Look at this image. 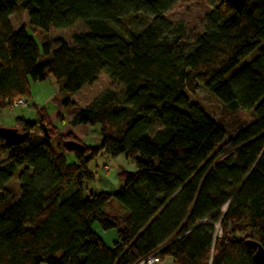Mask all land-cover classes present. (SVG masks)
I'll return each mask as SVG.
<instances>
[{
    "label": "trees",
    "instance_id": "trees-1",
    "mask_svg": "<svg viewBox=\"0 0 264 264\" xmlns=\"http://www.w3.org/2000/svg\"><path fill=\"white\" fill-rule=\"evenodd\" d=\"M177 1L0 0V110L29 99L31 82L75 94L103 73L122 85L68 123L97 127L98 146L36 107V122H14L18 145L0 139V264H255L245 242L264 249V0L241 13L220 0L192 39L165 19ZM15 9L41 40L76 22L86 32L40 43L38 64L36 40L10 22ZM199 87L219 120L189 98ZM103 154L135 171L118 174L116 193L85 196ZM96 228L114 233L111 246Z\"/></svg>",
    "mask_w": 264,
    "mask_h": 264
},
{
    "label": "rangeland",
    "instance_id": "rangeland-1",
    "mask_svg": "<svg viewBox=\"0 0 264 264\" xmlns=\"http://www.w3.org/2000/svg\"><path fill=\"white\" fill-rule=\"evenodd\" d=\"M220 0H178L176 4L165 13V19L172 24H180L184 28V34L187 39H192L195 34L202 31L203 22L206 14L210 9L217 5ZM10 22L15 30L26 27L27 34L33 37L39 49L38 64L45 61L42 58L40 43H52L54 39H62L68 44H71V36L76 33L86 32V28L82 23L76 22L71 28L66 30H53L51 29L48 35L43 40L38 33H34L32 29L27 26V12L24 9H15L10 16ZM41 41V42H40ZM254 54H251L245 61L250 60ZM241 65V64H240ZM112 91L118 97L122 94V85L120 83H111L106 76L101 73L96 83L91 86H86L75 94H66L61 90L60 85L56 83L54 79H49L44 82H31L30 83V98L25 101L27 104L24 108H11L0 110V128L12 129L14 122L18 118H23L28 122H36L37 114L36 108H45L50 114L52 122L57 125L59 132L63 134L72 133L77 140L83 142L84 145L89 147H95L100 144L101 137L98 133L97 127H79L72 128L68 124L70 120L79 112L80 109L93 104L95 101H99L108 92ZM192 101L198 102L203 107L206 114L213 120H219L220 118V104L204 89L199 87L193 96L189 95ZM68 101L71 103L64 110H60L59 107L63 106L62 103ZM61 115L62 123H57L56 116ZM250 116L246 117L249 120ZM57 121V122H55ZM34 132V131H33ZM31 133L29 138L30 146H33L36 141L38 132ZM22 148V147H20ZM20 148L15 149L19 150ZM4 146L0 144V161L7 158L9 155L4 154ZM69 162H73L72 156H67ZM88 169L94 173V181L87 183L85 186V196L89 192H98L107 188L106 182L116 187L121 184L119 173L134 172V165L126 160L123 156L111 157L108 155H101L95 161L88 165ZM17 176L14 175L10 182L9 188L15 189L17 184ZM111 188V186H109ZM18 191V190H17ZM16 191V192H17ZM89 191V192H88ZM217 234H220L218 225H215ZM97 234L103 239L106 245L111 246L114 238V233L103 232L101 229H95ZM160 264H171L169 260H166Z\"/></svg>",
    "mask_w": 264,
    "mask_h": 264
},
{
    "label": "water",
    "instance_id": "water-1",
    "mask_svg": "<svg viewBox=\"0 0 264 264\" xmlns=\"http://www.w3.org/2000/svg\"><path fill=\"white\" fill-rule=\"evenodd\" d=\"M232 10L241 13L244 8L245 0H223ZM0 139H4L10 145H18L21 136L14 129L0 128ZM245 245L248 249H255L252 260L255 264H264V249L252 241H246Z\"/></svg>",
    "mask_w": 264,
    "mask_h": 264
},
{
    "label": "built area",
    "instance_id": "built-area-1",
    "mask_svg": "<svg viewBox=\"0 0 264 264\" xmlns=\"http://www.w3.org/2000/svg\"><path fill=\"white\" fill-rule=\"evenodd\" d=\"M27 104L23 100H17L13 102L12 108H24ZM141 264H158L157 260L155 258H149L142 262Z\"/></svg>",
    "mask_w": 264,
    "mask_h": 264
},
{
    "label": "crops",
    "instance_id": "crops-1",
    "mask_svg": "<svg viewBox=\"0 0 264 264\" xmlns=\"http://www.w3.org/2000/svg\"><path fill=\"white\" fill-rule=\"evenodd\" d=\"M60 108H59V110H58V112L57 113H59L60 112ZM79 127H83V126H78V127H75V129L76 128H79ZM85 127H87V126H85ZM106 184L108 185L107 186V188L106 189H104V190H101L102 192H104V193H109V194H114V193H116L117 191H118V189L120 188V185L119 186H116V187H114L112 184H111V182L109 183V182H106ZM109 186H111V188L109 187ZM96 192V191H95ZM99 192V191H98Z\"/></svg>",
    "mask_w": 264,
    "mask_h": 264
}]
</instances>
